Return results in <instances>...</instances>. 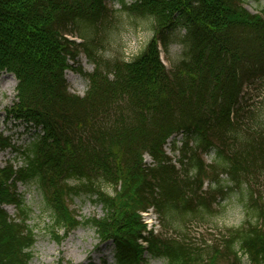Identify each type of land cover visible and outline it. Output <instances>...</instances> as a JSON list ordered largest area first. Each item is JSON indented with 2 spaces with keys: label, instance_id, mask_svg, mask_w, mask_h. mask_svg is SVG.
<instances>
[{
  "label": "trees",
  "instance_id": "obj_1",
  "mask_svg": "<svg viewBox=\"0 0 264 264\" xmlns=\"http://www.w3.org/2000/svg\"><path fill=\"white\" fill-rule=\"evenodd\" d=\"M247 2L0 0V73L15 75L14 114L36 130L23 167L0 168V264H29L36 244L19 184L94 197L103 216L84 223L114 241L115 264H264V6L251 13ZM119 14L152 34L130 61L111 49ZM175 44L180 55L166 67L159 48L168 56ZM69 69L86 82L84 96L70 92ZM179 133L177 166L164 146ZM233 191L248 218L210 233ZM47 202L58 239L70 214ZM150 208L157 234L140 215Z\"/></svg>",
  "mask_w": 264,
  "mask_h": 264
},
{
  "label": "rangeland",
  "instance_id": "obj_2",
  "mask_svg": "<svg viewBox=\"0 0 264 264\" xmlns=\"http://www.w3.org/2000/svg\"><path fill=\"white\" fill-rule=\"evenodd\" d=\"M247 3L248 9L253 13L260 10L259 5L264 6V0H248ZM110 6L114 9L119 8L117 5ZM118 18L121 25L117 30L116 39L111 44V49L115 55L130 61L148 45L152 34L143 27V23L140 21L128 19L124 14H119ZM180 49L176 44L170 47L168 56L163 57L168 66H170L171 61L177 60ZM79 63L84 71H93V65L85 57H81ZM66 79L72 93L80 96L86 94L87 84L79 74L66 71ZM17 85L18 81L15 75L8 72L0 73V135L10 138L13 145V149L0 150V167H4L7 162L13 161L14 158L16 163L21 166L24 158L20 156L19 151L26 147L36 132L35 128L31 126L28 128L14 114L13 108L17 102ZM261 95V99L264 100V89ZM170 147L168 145L166 150L171 155ZM16 149L19 151L16 152ZM146 161L150 162V159L146 157ZM75 184V182H71V185ZM227 185L231 186L230 184ZM102 189L113 194L112 189L105 185ZM18 193L22 195L29 210L27 225L36 235V244L29 264H115L114 241H102L98 238L95 230L84 223L88 218L103 216L102 207L94 202V197L92 198L90 194L81 192L73 198H69L65 194H60L58 197L51 187L47 190V197L43 190L33 184L29 186L19 185ZM233 193L234 191L230 192L225 200L220 203L221 207L217 217L212 220L214 221L213 228H209L210 233H218L217 230L219 229L225 231L238 228L248 218V211L243 208L237 195ZM48 199L52 204L62 205L70 214V221H68L67 226L57 231L58 239H55L51 232L53 215L47 202ZM5 208L12 218L19 217L20 210L15 205H6ZM119 210L125 212L126 207L123 202L121 205L119 204ZM145 221L147 223L152 221L154 227L159 229L155 213H149L147 217L145 216ZM203 229L206 230V228ZM243 262L248 263V259L243 257ZM147 263L166 264L161 259L147 260Z\"/></svg>",
  "mask_w": 264,
  "mask_h": 264
}]
</instances>
